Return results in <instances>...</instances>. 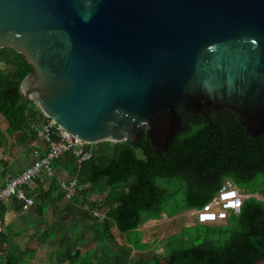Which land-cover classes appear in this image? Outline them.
I'll use <instances>...</instances> for the list:
<instances>
[{"label": "water", "instance_id": "obj_1", "mask_svg": "<svg viewBox=\"0 0 264 264\" xmlns=\"http://www.w3.org/2000/svg\"><path fill=\"white\" fill-rule=\"evenodd\" d=\"M4 48L31 65L24 98L85 144L145 132L161 155L216 113L264 137V0H0Z\"/></svg>", "mask_w": 264, "mask_h": 264}, {"label": "trees", "instance_id": "obj_2", "mask_svg": "<svg viewBox=\"0 0 264 264\" xmlns=\"http://www.w3.org/2000/svg\"><path fill=\"white\" fill-rule=\"evenodd\" d=\"M0 64L14 69L7 76L0 67V112L9 124L5 133L0 131V148L5 145V134H17V144L28 146L37 141L30 125L42 116L20 89L31 65L5 48L0 49ZM84 150L91 157L80 163L71 152L56 161L62 162L79 184L105 195L96 203L83 200L105 216L104 221H93L97 233H104L101 225L107 220H112L120 232L133 231L145 220L159 218L168 201L179 194L181 203L168 210V216L200 208L225 179L244 187L259 177L264 197V137L247 135L231 114L216 113L211 118L198 115L161 155L154 152L145 132L137 142L104 141L85 145ZM157 180H178L182 187L171 195ZM202 237L197 245L183 241L181 235L169 240L166 264H254L264 257V201L245 199L240 213L231 215L225 225H203Z\"/></svg>", "mask_w": 264, "mask_h": 264}, {"label": "crops", "instance_id": "obj_3", "mask_svg": "<svg viewBox=\"0 0 264 264\" xmlns=\"http://www.w3.org/2000/svg\"><path fill=\"white\" fill-rule=\"evenodd\" d=\"M9 124L0 112V131ZM0 148V189L8 176L22 172L33 161V148L17 144V134L6 135ZM36 141V149L45 153V143ZM51 177L39 174L27 188L34 204L21 209L17 200L0 202L4 232L0 237V264H166L167 242L182 235L195 221L185 210L174 216L162 213L145 220L137 229L120 232L112 220L97 233L93 221L83 215V200L96 203L105 195L79 184L76 196L67 201L61 183L72 178L62 162H53ZM238 188V187H237ZM239 191L246 197L252 194Z\"/></svg>", "mask_w": 264, "mask_h": 264}, {"label": "built area", "instance_id": "obj_4", "mask_svg": "<svg viewBox=\"0 0 264 264\" xmlns=\"http://www.w3.org/2000/svg\"><path fill=\"white\" fill-rule=\"evenodd\" d=\"M30 128L36 134L37 140L45 143V153L41 154L36 149V141H32L30 143L33 148L32 163L19 174L6 177L5 185L0 189V202L15 199L20 203L22 210H26L34 204L33 199L27 193V188L41 173L51 177L54 161L61 159L69 152L77 158L78 163L91 157V153L84 150V146L89 144H85L63 130L43 113L39 121L35 120L31 123ZM61 189L65 199L71 201L79 189V182L76 177H72L61 183ZM245 199V196L239 191L234 182L225 179L212 199L200 208L189 210V215L197 224L225 225L231 215L240 213ZM81 209L94 219L105 220V216L97 208L92 209L88 204H84ZM3 227L0 218V237L4 232Z\"/></svg>", "mask_w": 264, "mask_h": 264}, {"label": "rangeland", "instance_id": "obj_5", "mask_svg": "<svg viewBox=\"0 0 264 264\" xmlns=\"http://www.w3.org/2000/svg\"><path fill=\"white\" fill-rule=\"evenodd\" d=\"M0 67L5 75L10 76L13 72V68L9 66L8 64H0ZM259 177L255 179L254 181L248 183L244 187H238L240 189H243L246 193H253L252 196H246L245 198L248 199L249 197H255L256 199L264 201V197L261 192V187L259 185ZM157 184L163 187H168L171 195L174 194L173 190L180 189L182 187V183L178 180L168 181V180H157ZM180 194L175 196L173 200L168 201V207L165 209V213L167 216L169 215L170 209L176 208L179 206L180 202ZM169 200V199H168ZM191 210V209H189ZM202 226L201 224H194V226L191 227H185L183 228V232L181 237H183V241H187L189 244L197 245L203 241L202 237Z\"/></svg>", "mask_w": 264, "mask_h": 264}, {"label": "bare ground", "instance_id": "obj_6", "mask_svg": "<svg viewBox=\"0 0 264 264\" xmlns=\"http://www.w3.org/2000/svg\"><path fill=\"white\" fill-rule=\"evenodd\" d=\"M28 96L31 97V98H34V97L32 96V93H31V92H29Z\"/></svg>", "mask_w": 264, "mask_h": 264}]
</instances>
